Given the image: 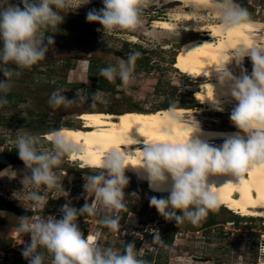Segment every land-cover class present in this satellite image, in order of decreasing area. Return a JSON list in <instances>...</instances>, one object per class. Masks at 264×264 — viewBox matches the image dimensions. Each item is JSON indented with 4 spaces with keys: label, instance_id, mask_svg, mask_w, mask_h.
<instances>
[{
    "label": "clouds",
    "instance_id": "clouds-1",
    "mask_svg": "<svg viewBox=\"0 0 264 264\" xmlns=\"http://www.w3.org/2000/svg\"><path fill=\"white\" fill-rule=\"evenodd\" d=\"M89 2L19 0V4H15L11 0L7 6L0 5V75L3 76L0 79V107L8 103L6 95L12 87L13 77L45 59L49 46L54 44L52 36L46 34L63 23L65 16L60 14L61 11L69 7L78 9ZM148 2L102 0L103 7L90 10L85 19L88 23L101 25L97 31L103 36L127 35L140 27L141 11ZM213 9L221 34H230L249 23L248 10L235 0H215ZM146 35L152 37V33ZM229 47L230 62L210 70L216 72L217 80L226 89L224 94L235 101L229 120L238 131L214 134L224 137V142L213 146L201 139L204 133L198 121L194 120L188 126L175 106L170 105L165 119L170 128L183 126L185 138L177 140L169 130L163 139H150L137 128L144 138L139 152L128 151L129 145L139 143L128 132L121 137L118 146L104 153L100 160H85L100 171L83 177L85 203L80 208L71 206L69 193L64 190L55 170L66 158L84 159L83 148L72 136L59 129L47 135L48 148L43 147L39 136L23 128L16 132L15 149L27 170L21 183L33 188L25 197L30 202V210L41 211L48 204V200L39 193L41 186L61 193L66 200L59 209V219L55 216L19 217L16 231L30 237V243L21 252L28 264H44L45 252L51 257V264H147L138 256L134 242L127 243L123 252L101 247L94 242V236L85 237L78 225L80 217H99L100 225L121 235L120 212L127 208L125 188L129 178L125 171L129 166L143 173L150 190L168 192L166 198L152 196L150 207L155 208L166 221H175L176 224L187 221L193 225L220 206L221 186L209 183L211 177H234L235 182L224 184L237 183L252 169L264 167V46L241 42ZM139 56V52H132L118 63L102 68L99 75L109 82L119 79L122 86H127L133 79ZM245 57L251 61L250 74L243 68ZM233 61L239 68V76L229 70ZM75 96L76 99L69 100L61 89H57L50 94L47 104L55 111L74 104L95 105L102 99L98 91L89 97L84 89L77 90ZM213 103L216 110H224L214 99ZM133 160L139 163L130 164ZM129 196L138 198L136 193ZM89 197H92L90 203ZM163 243L159 233L154 232L152 243L148 244L163 246ZM257 250L264 264V241Z\"/></svg>",
    "mask_w": 264,
    "mask_h": 264
},
{
    "label": "rangeland",
    "instance_id": "rangeland-1",
    "mask_svg": "<svg viewBox=\"0 0 264 264\" xmlns=\"http://www.w3.org/2000/svg\"><path fill=\"white\" fill-rule=\"evenodd\" d=\"M214 2L215 0L208 6L192 7L185 6L180 0H149L141 11L140 27L127 35L117 33L103 36L102 32L97 31L101 25L86 22L85 17L90 10H99L103 7L102 0H90L88 4L78 9L69 7L62 10L60 14L65 16L64 21L56 29L48 30L50 34L79 38L90 45L86 51L78 45H70L63 49V53L70 55L74 52L84 54L79 57L80 59L74 60L69 67L62 66L60 63L62 56L66 54L58 53L50 59L38 62L30 69L22 70L19 76L13 77L12 87L8 93H14L15 97L18 95L21 99L18 98V101L13 98L15 104L7 103L0 107V152L15 149L16 132L21 128L39 136L43 147L48 148L50 145L46 140L47 133L41 134L42 132L48 128L71 125L83 128L80 115L86 111L109 110L108 112L123 113L128 110H159L169 102L168 97L172 98L175 106L201 109L202 104L195 98V92L208 78L188 75L177 69L174 63L181 44L186 40L201 38V34L193 30L162 29L155 27L153 21L171 19L175 13L187 10L200 16L198 21L191 23L192 26L214 22L217 21L213 9ZM235 2L248 10L250 20L264 22V0H243V2L235 0ZM9 3L11 0H0V5L7 6ZM12 3L19 4V0H12ZM263 32L264 27L257 36L262 42H264ZM146 33H152V37L150 38ZM132 52H139L140 56L136 61L133 79L127 86H122L119 82L115 90L109 91L100 88L97 82L91 79L93 71L87 68V64H90L89 55L100 56L107 67L125 59ZM145 57L148 58L145 59ZM156 60L159 62L153 65ZM229 67L239 70L234 61ZM243 68L246 71L252 69L248 57L244 58ZM0 79H3L2 75ZM57 89H61L69 100L76 99L75 93L79 89H84L89 97L98 91L102 99L95 105L74 104L53 111L49 108L47 101L50 94ZM234 104H223L221 106L223 111L207 110L190 115L204 126L228 129L231 124L229 114ZM223 142L218 141L211 145L216 146ZM72 161L66 158L55 171L64 190L69 193L71 206L80 208L85 203L83 177L96 174L100 169L90 166L81 167V161ZM26 171L23 164H13L2 170L0 194L13 200L19 207L30 210V202L25 197L33 188L21 183ZM125 175L129 178V184L125 188L127 208L120 212L121 235L114 234L100 225L99 217L78 218L81 232L85 230L86 235L93 234L96 237V244L123 252L127 243L134 242L138 256L147 264H250L251 261L254 263L257 261V250L253 245L255 240L251 242L252 247L249 250L246 249L245 253L242 254L239 250L243 246L242 231L245 229V223L249 228L264 230V215L245 216L222 205L216 211L209 212L208 216L196 225L187 221L176 224L175 221H166L155 208L149 206V199L152 196L166 198L168 193L154 192L149 189L147 182L126 172ZM39 193L48 200V204L44 210L32 212L30 216H55L59 219L61 216L59 209L66 203L65 198L61 197V193L48 191L43 186L39 189ZM132 193H136L138 198L129 196ZM91 199L92 197H89V203ZM211 214H214L216 220V223L212 225L215 229V239L203 237L211 235L209 227L204 228L208 225H203L210 219ZM19 217L21 216L0 210V264H28L21 252L30 243V237L16 231ZM233 221H235L234 224H232ZM230 227L234 229H229ZM240 227L242 231L238 230ZM198 228L200 232L197 233ZM170 229L175 233L176 246L165 243L166 241L160 237L172 251L170 262H167L165 258L147 255L145 251L158 247V245L149 246L153 240V233L158 232L161 235ZM245 231H248V237L254 234L253 230ZM197 235L199 237H196ZM15 239L22 244L18 245L17 243L20 242H15ZM5 241L9 243L6 244ZM229 246L236 251L231 252ZM189 248L193 249V252L187 253ZM178 249L182 251L177 252ZM11 251L13 253L9 255ZM191 254H195L196 257L191 258ZM44 255V264H51V257L46 252Z\"/></svg>",
    "mask_w": 264,
    "mask_h": 264
},
{
    "label": "bare ground",
    "instance_id": "bare-ground-1",
    "mask_svg": "<svg viewBox=\"0 0 264 264\" xmlns=\"http://www.w3.org/2000/svg\"><path fill=\"white\" fill-rule=\"evenodd\" d=\"M185 6L202 7L212 4L213 0H180ZM199 15L192 11L181 10L171 19H155V27L168 30L196 31L201 34V38L186 40L181 44L177 54L175 67L182 72L195 76L207 77L203 81L200 89L195 92V98L202 104L201 109H191L175 106L176 111L186 119L187 125L193 122L191 113L207 110H216L213 99L223 104L235 103L229 95H225L226 89L223 88L217 80V74L214 67L230 62L231 57L229 45H238L243 42L249 45L264 46V42L257 38L263 31L264 22L258 20H249L246 27L238 29L230 34H221L217 21L197 24L191 23L198 21ZM197 23V22H196ZM264 33V32H263ZM228 56V60L225 57ZM229 70L236 76H239V70L229 67ZM249 74L251 70L247 71ZM214 90H213V88ZM168 108L159 110H128L123 113H113L108 111L96 110L86 111L80 115L83 120L82 127L63 126L57 128L73 137L77 144L83 148L84 159H70L81 161V167L91 166L85 163V160H100L104 153L118 146V143L125 134L130 132V137L139 141L137 144L129 145L128 151L139 152L143 148V137L137 132L139 128L143 136L156 139L164 137L169 130L172 136L177 140L185 138L183 126H173L170 128L169 122L165 119ZM199 123V122H198ZM200 129L204 135L201 139L209 144L218 141H224V137L214 135L217 133L233 134L238 130L230 124L228 129L213 128L199 123ZM85 127V128H84ZM131 130V131H130ZM51 132V131H50ZM48 132L46 136L50 133ZM123 147V146H122ZM15 152V151H14ZM133 164L132 161L129 162ZM139 163V161H137ZM97 168V167H96ZM126 173L136 176L138 179L147 182L143 178V173L138 172L131 166L126 169ZM234 177H211L209 183H214L219 188L220 206L225 205L235 213L241 215H264V167L252 169L237 183ZM148 183V182H147ZM171 182L168 187L170 188ZM158 193V192H157ZM159 193H168L167 191ZM94 236L93 234H90ZM95 237V236H94ZM96 240V237H95ZM95 242V241H94Z\"/></svg>",
    "mask_w": 264,
    "mask_h": 264
},
{
    "label": "flooded vegetation",
    "instance_id": "flooded-vegetation-1",
    "mask_svg": "<svg viewBox=\"0 0 264 264\" xmlns=\"http://www.w3.org/2000/svg\"><path fill=\"white\" fill-rule=\"evenodd\" d=\"M46 35H51V34L49 33V34H46ZM51 36H52V38L54 40V44L52 46L51 45L49 46V51L46 53V57H45L44 60L50 59L53 55L58 54V53H60L61 55L66 54V53H63V49L65 47H67V46H70V45L81 46L82 48H84V51H86L87 47L90 45V43H88L86 41H83V40H81L79 38H75V37H68V36H65V35H62V34L51 35ZM83 55L84 54L82 52L81 53L74 52L71 55L70 54H66L65 56H62L63 58H61V62L60 63H61L62 66L69 67L74 60L80 59L79 57L83 56ZM89 56H90V59H89V63L90 64H87V68L90 69L91 71H93L91 73V79L95 80L97 82V84L99 85V87L102 88V89L109 90V91L115 90V87L118 85L120 80L116 79L114 82H109L105 78L100 76L99 72H100V70L102 68L106 67L105 63H103V60L101 59L100 56H93V55H89ZM146 58H148V57H145V59ZM44 60H41L40 63L42 61H44ZM155 62H153L154 64L153 63L152 64L153 65H157L159 60H156ZM105 111H109V110H105ZM10 152L18 154L16 149H13V150L11 149ZM6 212L12 213L10 211H6ZM83 225H84V223H83ZM207 227H209V230L211 231V235L208 236V237H206V236H203V237L215 239L216 238L215 229H213L212 225L204 226V228H207ZM169 231H171L172 233H168ZM169 231L168 230L165 231L164 233H162L160 235V237H162L163 240L166 241L165 243H169L170 245L176 246L175 243H174L175 233H174V231H172V229H170ZM196 232L197 233L200 232V229L198 228ZM212 232H214V233H212ZM83 235L85 237L88 236V234L86 235L85 230L83 231ZM196 237H199V236L197 235ZM14 241L16 242L17 240L15 239ZM5 242L7 244L8 241H5ZM17 242H20V241H17ZM165 243H164L163 246L154 247L152 249H149L148 251H145V253L147 255H152L155 258H157V257L158 258H165L167 262H170V259H172V257L170 256V253L172 251L170 249H168L169 246H168V244H165ZM17 244L19 245V244H22V243L20 242V243H17ZM229 247L231 248V246H229ZM6 248L8 249V246H6ZM180 251H182V249H178L177 250V252H180ZM230 251L233 252V251H236V250L231 248ZM239 251L243 254V252L241 251V247H240ZM186 252L187 253H191V252H193V249L189 248V250H187ZM11 253H13V252L11 251L8 254L11 255ZM190 257L191 258H195L196 255L195 254H191ZM208 262H209V260L207 261V263ZM154 264H157V263H154Z\"/></svg>",
    "mask_w": 264,
    "mask_h": 264
},
{
    "label": "water",
    "instance_id": "water-1",
    "mask_svg": "<svg viewBox=\"0 0 264 264\" xmlns=\"http://www.w3.org/2000/svg\"><path fill=\"white\" fill-rule=\"evenodd\" d=\"M241 2H243V0H241ZM13 164H23V162L18 158V154L10 151L0 152V172ZM0 210L10 211L17 216H30L32 214L31 210L19 207L13 200L4 197L1 194ZM253 245H257V243H254Z\"/></svg>",
    "mask_w": 264,
    "mask_h": 264
},
{
    "label": "built area",
    "instance_id": "built-area-1",
    "mask_svg": "<svg viewBox=\"0 0 264 264\" xmlns=\"http://www.w3.org/2000/svg\"><path fill=\"white\" fill-rule=\"evenodd\" d=\"M234 222L235 221H233L232 224H234ZM244 227H245L244 231H242L241 227L238 229L239 231H242V237H243V242H242L243 246H241V251L243 253H245L246 249L249 250V248L252 247V243L251 242L254 241V240L256 241L255 243H257V245H255V248L257 250V248L259 247L261 241H264V230H262L261 228L257 229L255 227L249 228L247 223H245ZM229 229H234V228L230 227ZM249 229L253 230L252 232L254 233L253 235H251V237L250 236L248 237V234H247L248 231H245V230H249ZM257 255H258L257 256V261L255 263L253 261H251L250 264H262L261 259H260L259 254H258V250H257Z\"/></svg>",
    "mask_w": 264,
    "mask_h": 264
},
{
    "label": "trees",
    "instance_id": "trees-1",
    "mask_svg": "<svg viewBox=\"0 0 264 264\" xmlns=\"http://www.w3.org/2000/svg\"><path fill=\"white\" fill-rule=\"evenodd\" d=\"M176 60V59H175ZM174 63H175V61H174ZM113 87V86H112ZM13 98H16V100H18V98L19 99H21V97L20 96H18V95H16V97L14 96V93H7V95H6V99H7V101H8V103H16L15 101H13ZM168 99H169V102H167V104L165 105V107L164 108H169V106L170 105H174L175 103L172 101V98L171 97H168ZM19 101V100H18ZM175 106V105H174ZM177 107H179V106H177ZM71 126H73V125H71ZM74 127H77V126H74ZM79 127V126H78ZM80 127H82V126H80ZM57 128H60V127H56V128H48V129H46V131H44V132H42L41 134H45V133H48V132H50V131H52V130H55V129H57ZM45 130V129H44ZM125 213H126V211H125ZM216 223V220L214 219V214H211V217H210V219H208V220H206V222L205 223H203V225L205 224V225H213V224H215Z\"/></svg>",
    "mask_w": 264,
    "mask_h": 264
},
{
    "label": "snow or ice",
    "instance_id": "snow-or-ice-1",
    "mask_svg": "<svg viewBox=\"0 0 264 264\" xmlns=\"http://www.w3.org/2000/svg\"><path fill=\"white\" fill-rule=\"evenodd\" d=\"M164 137H157V139H163ZM133 164L137 163V161L133 160L132 161Z\"/></svg>",
    "mask_w": 264,
    "mask_h": 264
}]
</instances>
